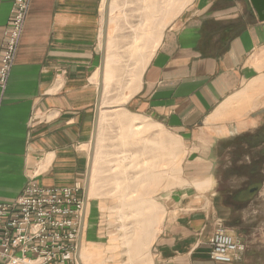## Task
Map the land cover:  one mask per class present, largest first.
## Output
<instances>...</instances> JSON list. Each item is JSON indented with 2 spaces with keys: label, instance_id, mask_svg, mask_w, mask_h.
<instances>
[{
  "label": "crops",
  "instance_id": "obj_1",
  "mask_svg": "<svg viewBox=\"0 0 264 264\" xmlns=\"http://www.w3.org/2000/svg\"><path fill=\"white\" fill-rule=\"evenodd\" d=\"M13 3L0 0V49ZM104 6L31 0L0 87V204L29 181L85 194L100 139L108 173H161L165 135L181 148L188 193L165 221L160 211L148 254L132 264H264V20L248 0H190L114 103L104 98ZM136 127L147 134L135 139ZM217 222L244 246L237 261L210 258Z\"/></svg>",
  "mask_w": 264,
  "mask_h": 264
},
{
  "label": "rangeland",
  "instance_id": "obj_2",
  "mask_svg": "<svg viewBox=\"0 0 264 264\" xmlns=\"http://www.w3.org/2000/svg\"><path fill=\"white\" fill-rule=\"evenodd\" d=\"M189 2L105 0L101 41L105 55V99L115 98L114 103L124 100L120 89L134 83L157 47L162 31ZM101 117L105 120V116ZM135 129V139L148 132L144 127ZM116 139L122 144L128 137L124 138L120 133ZM95 150H98L99 157L96 156L92 169L89 167L85 185L87 204L79 242L80 264L138 262L139 258L148 254L151 242L147 237L155 230V224H158L156 228L159 230L160 211L165 221L166 207L176 205L177 200L188 193L182 189L186 184V175L181 173V148L164 135L162 172L157 174L108 173L107 167L114 165V162L101 156V152L106 151L105 139L96 141ZM262 161L261 165L264 159ZM115 165L122 166L123 161ZM258 210L264 214V206ZM257 224L255 221L253 228ZM94 235H98V238Z\"/></svg>",
  "mask_w": 264,
  "mask_h": 264
},
{
  "label": "built area",
  "instance_id": "obj_3",
  "mask_svg": "<svg viewBox=\"0 0 264 264\" xmlns=\"http://www.w3.org/2000/svg\"><path fill=\"white\" fill-rule=\"evenodd\" d=\"M31 0H14L0 49V87L10 76ZM86 196L79 184L42 185L29 181L14 202L0 204V264H80ZM210 258L232 263L244 246L221 222L209 241Z\"/></svg>",
  "mask_w": 264,
  "mask_h": 264
},
{
  "label": "water",
  "instance_id": "obj_4",
  "mask_svg": "<svg viewBox=\"0 0 264 264\" xmlns=\"http://www.w3.org/2000/svg\"><path fill=\"white\" fill-rule=\"evenodd\" d=\"M260 20H264V0H249ZM101 83V81H100Z\"/></svg>",
  "mask_w": 264,
  "mask_h": 264
},
{
  "label": "bare ground",
  "instance_id": "obj_5",
  "mask_svg": "<svg viewBox=\"0 0 264 264\" xmlns=\"http://www.w3.org/2000/svg\"><path fill=\"white\" fill-rule=\"evenodd\" d=\"M183 2V1H182ZM151 216V215H150ZM151 218V217H150ZM152 219V218H151ZM157 226H158V224H157ZM159 232V230H157V228H155V230H153L151 233H150V235L147 237V240L149 241V242H152L154 239H155V236H156V234ZM148 242V243H149ZM79 252H80V250H79ZM78 255H79V253H78ZM79 259V258H78ZM79 262H80V259H79Z\"/></svg>",
  "mask_w": 264,
  "mask_h": 264
}]
</instances>
